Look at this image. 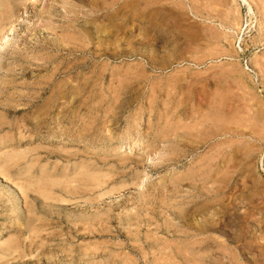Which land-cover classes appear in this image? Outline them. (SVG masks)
<instances>
[{
    "label": "rangeland",
    "instance_id": "1",
    "mask_svg": "<svg viewBox=\"0 0 264 264\" xmlns=\"http://www.w3.org/2000/svg\"><path fill=\"white\" fill-rule=\"evenodd\" d=\"M0 264H264V0H0Z\"/></svg>",
    "mask_w": 264,
    "mask_h": 264
}]
</instances>
